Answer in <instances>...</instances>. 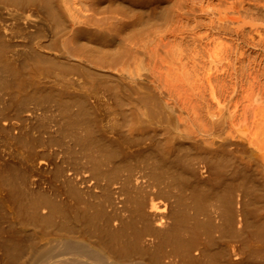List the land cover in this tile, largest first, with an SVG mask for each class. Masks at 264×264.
Returning a JSON list of instances; mask_svg holds the SVG:
<instances>
[{
	"label": "bare ground",
	"instance_id": "bare-ground-1",
	"mask_svg": "<svg viewBox=\"0 0 264 264\" xmlns=\"http://www.w3.org/2000/svg\"><path fill=\"white\" fill-rule=\"evenodd\" d=\"M0 264H264V0H0Z\"/></svg>",
	"mask_w": 264,
	"mask_h": 264
}]
</instances>
